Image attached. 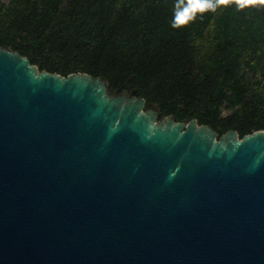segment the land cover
I'll use <instances>...</instances> for the list:
<instances>
[{
	"label": "water",
	"instance_id": "obj_1",
	"mask_svg": "<svg viewBox=\"0 0 264 264\" xmlns=\"http://www.w3.org/2000/svg\"><path fill=\"white\" fill-rule=\"evenodd\" d=\"M160 116L0 47V264H264V130Z\"/></svg>",
	"mask_w": 264,
	"mask_h": 264
},
{
	"label": "trees",
	"instance_id": "obj_2",
	"mask_svg": "<svg viewBox=\"0 0 264 264\" xmlns=\"http://www.w3.org/2000/svg\"><path fill=\"white\" fill-rule=\"evenodd\" d=\"M178 0H0V47L86 73L219 135L264 130V4L235 0L172 27Z\"/></svg>",
	"mask_w": 264,
	"mask_h": 264
},
{
	"label": "clouds",
	"instance_id": "obj_3",
	"mask_svg": "<svg viewBox=\"0 0 264 264\" xmlns=\"http://www.w3.org/2000/svg\"><path fill=\"white\" fill-rule=\"evenodd\" d=\"M230 0H178L175 8L172 27L180 28L195 19L196 13L215 11L217 6L226 5ZM238 8H244L255 3L264 4V0H235Z\"/></svg>",
	"mask_w": 264,
	"mask_h": 264
}]
</instances>
